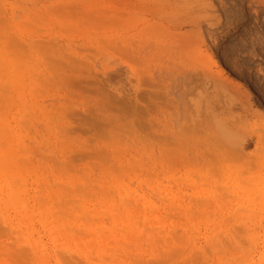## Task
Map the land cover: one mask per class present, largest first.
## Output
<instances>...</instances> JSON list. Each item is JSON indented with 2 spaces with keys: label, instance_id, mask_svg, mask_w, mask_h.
<instances>
[{
  "label": "rangeland",
  "instance_id": "1",
  "mask_svg": "<svg viewBox=\"0 0 264 264\" xmlns=\"http://www.w3.org/2000/svg\"><path fill=\"white\" fill-rule=\"evenodd\" d=\"M0 264H264V0H0Z\"/></svg>",
  "mask_w": 264,
  "mask_h": 264
}]
</instances>
